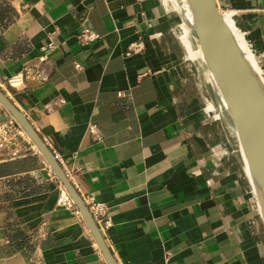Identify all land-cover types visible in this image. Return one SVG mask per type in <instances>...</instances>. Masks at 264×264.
I'll list each match as a JSON object with an SVG mask.
<instances>
[{
  "label": "crops",
  "instance_id": "obj_1",
  "mask_svg": "<svg viewBox=\"0 0 264 264\" xmlns=\"http://www.w3.org/2000/svg\"><path fill=\"white\" fill-rule=\"evenodd\" d=\"M217 2L242 9L237 27L264 67V0ZM84 27L101 38L80 43ZM178 31L160 0H0V88L86 204H108L110 223L99 227L118 264H264V219L237 128L208 65L204 85L186 61ZM50 42L48 78L25 76ZM135 42L142 49L130 52ZM11 119L0 103V264H108Z\"/></svg>",
  "mask_w": 264,
  "mask_h": 264
},
{
  "label": "water",
  "instance_id": "obj_2",
  "mask_svg": "<svg viewBox=\"0 0 264 264\" xmlns=\"http://www.w3.org/2000/svg\"><path fill=\"white\" fill-rule=\"evenodd\" d=\"M198 38L220 90L231 113L243 150L264 179V107L232 41L217 0H193ZM0 103L26 131L39 151L67 188L88 223L108 264H118L88 205L71 182L56 155L23 113L0 88Z\"/></svg>",
  "mask_w": 264,
  "mask_h": 264
},
{
  "label": "bare ground",
  "instance_id": "obj_3",
  "mask_svg": "<svg viewBox=\"0 0 264 264\" xmlns=\"http://www.w3.org/2000/svg\"><path fill=\"white\" fill-rule=\"evenodd\" d=\"M174 4H175L176 9L181 10L183 12L185 10V12L187 13V16H186V14L184 12L185 20L181 24V27L184 30V37L187 41L189 53L192 57H194L195 52H194L192 42H191V39L189 36L190 28L196 29L198 26L196 13H195L194 6H193V0H174ZM233 14H234V10L223 13L224 21H225L226 26L229 30L232 41H233V43L237 49V52H238L244 66L246 68V71L249 75L253 89L261 97L262 105L264 107V76L262 74V70H261V67L258 63V60L256 59L255 53L252 50V48L250 47L249 41L247 40L245 33L242 32V30L239 27H237V25L234 21L235 18L233 19V17H234ZM198 45H199V50L201 52V57H202V59H204V61L208 65L206 57H205L204 52L202 50L199 38H198ZM208 68L210 70L209 65H208ZM223 103L227 107V109H229L227 104L224 102V100H223ZM246 162L249 163V165L247 167H249L248 171L250 173V176H251L252 182H253V187H254L253 193L256 194V196L258 197L259 203L262 204V206L260 204L259 205L261 208V213L264 216V179L262 178V176L258 172L255 164L250 159H248L247 156H246Z\"/></svg>",
  "mask_w": 264,
  "mask_h": 264
},
{
  "label": "built area",
  "instance_id": "obj_4",
  "mask_svg": "<svg viewBox=\"0 0 264 264\" xmlns=\"http://www.w3.org/2000/svg\"><path fill=\"white\" fill-rule=\"evenodd\" d=\"M219 8L222 11V13H226L229 12L231 10H234V18L235 15L241 11L242 9H238V8H233L230 6H226V5H222L220 2H218ZM236 23V20H235ZM237 25V23H236ZM180 29L183 30V28L181 27V25H179ZM180 30V34H178L180 40L182 41V43L186 46V43L184 41V30L181 31ZM101 38V35L94 31L93 29L89 28V27H84L81 32L78 34V40L80 43L82 44H89L91 42H94L98 39ZM55 43L54 42H50L48 45H46L44 47L45 50V54L39 58V60L37 62H34L32 64H29L26 66L25 68V76L30 77L32 79L38 80V81H43L46 80L48 78L46 71H45V65L43 63L47 62L49 60V54L50 52L55 48ZM130 52L131 51H138L141 50V43H133L130 46ZM186 49L188 50L187 46ZM190 58L186 55V60H189ZM78 67H81L80 63H77ZM263 73H264V67H262ZM22 75L21 77L19 76H14L11 77L9 79V84L11 86L16 87L18 84H21L22 82ZM206 109L208 114L214 118L217 119L219 117V115H217V109L215 107V105L213 103H209L206 105ZM11 126L15 125V120L11 119ZM90 131L91 133L94 135V137L98 138L100 136V132L98 129V126L96 124H91L90 125ZM58 204L60 206L65 207L68 210H71L73 213H75L76 215L82 217V213L79 209V207L77 206V204L75 203L73 197L71 196V194L69 193V191L67 190V188L61 184L60 186V190H59V195H58ZM88 207L89 210L91 211L96 223L98 225H101L102 227H104L105 225L110 223V215H109V206L107 203L103 202V201H99L96 199H91L88 202Z\"/></svg>",
  "mask_w": 264,
  "mask_h": 264
},
{
  "label": "rangeland",
  "instance_id": "obj_5",
  "mask_svg": "<svg viewBox=\"0 0 264 264\" xmlns=\"http://www.w3.org/2000/svg\"><path fill=\"white\" fill-rule=\"evenodd\" d=\"M160 2H161V4H162V6L164 7V9H165V11L166 12H168V13H170V15H172V16H175V17H177V23L179 24V25H181L183 22H184V20H185V14H186V16H187V13L185 12V10H184V12H185V14H184V12L183 11H181V10H178V9H176V7H175V4H174V0H160ZM169 2V3H168ZM173 6V7H172ZM180 27H179V31H178V34H180L181 32H180ZM181 31H183V30H181ZM184 33V32H183ZM189 36H190V39H191V42H192V46H193V49H194V52H195V56L194 57H192L191 55H190V53H189V49L187 50L186 49V46H187V48H188V45H187V41H186V39H185V37H184V35H183V37H184V41H185V43H186V46L183 44V46H184V51H185V53H186V55L190 58L189 60H186L187 62H189V63H196V66L198 67V69H199V71H200V79H201V81L204 83V85H209L210 84V79L208 78V74H207V72H206V69L204 68V65H207L206 64V62L204 61V59H202V57H201V52H200V50H199V45H198V34H197V31H196V29H194V28H190V34H189ZM248 40V39H247ZM181 41V40H180ZM182 42V41H181ZM249 44H250V42H249ZM250 47L252 48V46H251V44H250ZM252 50H253V48H252ZM254 51V50H253ZM254 53H255V51H254ZM255 56H256V59L258 60V63H259V59H258V57H257V55H256V53H255ZM259 65H260V67H261V70H262V66H261V64L259 63ZM208 67V66H207ZM210 74H211V76H212V79H213V81H214V77H213V75H212V73H211V71H210ZM262 74H263V76H264V73H263V70H262ZM215 82V81H214ZM221 97H222V95H221ZM223 101V98H222V100H221V102ZM213 103L214 105H215V103L212 101V100H208L207 101V103H206V105L207 104H209V103ZM223 103V102H222ZM206 105H205V107H206ZM224 105V104H223ZM215 107H216V105H215ZM217 114V113H216ZM18 131H20V132H23L25 135H26V137H28V134L25 132V130L22 128V127H20V128H18V129H14L13 130V134L14 133H16V136L18 137V136H20V134L18 133ZM249 165V163L248 162H246V170H247V174H248V176H249V178H250V181H251V188H252V190L254 189V187H253V182H252V178H251V176H250V173H249V171H248V168L249 167H247ZM253 199H254V204H255V207H256V209L261 213V208H260V205L262 206V204L261 203H259V200H258V197L256 196V194L255 193H253ZM260 204V205H259ZM262 214V213H261ZM263 216V215H262ZM263 219H264V216H263Z\"/></svg>",
  "mask_w": 264,
  "mask_h": 264
}]
</instances>
